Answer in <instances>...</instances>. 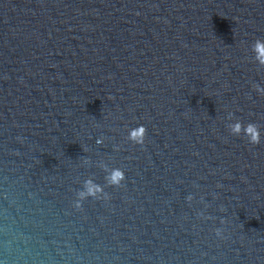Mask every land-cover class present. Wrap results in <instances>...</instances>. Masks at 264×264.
Here are the masks:
<instances>
[{"label":"water","instance_id":"obj_1","mask_svg":"<svg viewBox=\"0 0 264 264\" xmlns=\"http://www.w3.org/2000/svg\"><path fill=\"white\" fill-rule=\"evenodd\" d=\"M257 39L264 0H0V264H264Z\"/></svg>","mask_w":264,"mask_h":264},{"label":"clouds","instance_id":"obj_2","mask_svg":"<svg viewBox=\"0 0 264 264\" xmlns=\"http://www.w3.org/2000/svg\"><path fill=\"white\" fill-rule=\"evenodd\" d=\"M252 51L254 53L255 61L261 68H264V40L257 39L252 45ZM254 90L261 93V95H264V89L260 88L258 85L254 87ZM229 129L234 136H239L243 132L244 135L248 137V142L252 145H258L260 143V130L256 124L249 123L245 126L237 121L234 124H230ZM146 134L147 129L144 126H139L129 131L128 139L133 144L143 146ZM106 179L109 186L120 187L125 180V173L121 169L115 168L111 170ZM85 189V191L78 193V200L75 204L77 209L81 208V202L87 197L100 199L97 194L103 192V189L99 185L94 184L91 180L85 182ZM104 198H106V196H104ZM189 200H191V197H189ZM216 234L219 236L220 231L217 230Z\"/></svg>","mask_w":264,"mask_h":264}]
</instances>
